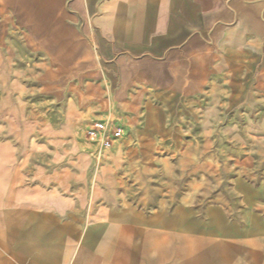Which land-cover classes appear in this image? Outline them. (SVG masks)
<instances>
[{"label":"crops","instance_id":"obj_1","mask_svg":"<svg viewBox=\"0 0 264 264\" xmlns=\"http://www.w3.org/2000/svg\"><path fill=\"white\" fill-rule=\"evenodd\" d=\"M0 10L38 45L15 99L0 85V264H264V38L242 15L209 40L224 0ZM107 119L123 137L99 152ZM249 120L232 160L215 123Z\"/></svg>","mask_w":264,"mask_h":264},{"label":"rangeland","instance_id":"obj_2","mask_svg":"<svg viewBox=\"0 0 264 264\" xmlns=\"http://www.w3.org/2000/svg\"><path fill=\"white\" fill-rule=\"evenodd\" d=\"M15 11L11 10H0V85L4 87L8 83L9 88V96H12V99L16 97V51H25L32 50L33 48H38L37 43L33 42V27L32 26H19L15 24H10L14 22ZM8 57V58H7ZM8 64L7 66V62ZM106 93V91H105ZM108 105L109 101L106 99L105 101ZM256 121L249 120L244 122H216L215 128L217 134L223 130H229L232 133L229 134V138L227 142H229L230 146V155L229 157L237 158L238 147L240 146V136L239 131H252L256 129ZM179 129L186 130L190 133L191 123H183V125H179ZM248 141L247 144L249 146L260 144V140L253 136V133H247ZM259 142V143H258ZM245 145L242 143V145ZM233 158H231L233 160Z\"/></svg>","mask_w":264,"mask_h":264},{"label":"water","instance_id":"obj_3","mask_svg":"<svg viewBox=\"0 0 264 264\" xmlns=\"http://www.w3.org/2000/svg\"><path fill=\"white\" fill-rule=\"evenodd\" d=\"M226 8L232 13L233 20H220L215 23L209 33V40L212 38L213 30L220 24L233 25L240 15L244 17L249 31L264 38V0H224Z\"/></svg>","mask_w":264,"mask_h":264},{"label":"built area","instance_id":"obj_4","mask_svg":"<svg viewBox=\"0 0 264 264\" xmlns=\"http://www.w3.org/2000/svg\"><path fill=\"white\" fill-rule=\"evenodd\" d=\"M86 135L96 141L98 151L102 152L108 149L113 141L123 137V130L118 127H112L110 125V119H107L92 125V127L87 130Z\"/></svg>","mask_w":264,"mask_h":264}]
</instances>
